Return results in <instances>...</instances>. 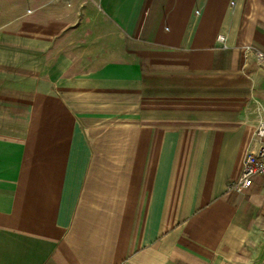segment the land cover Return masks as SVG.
<instances>
[{"label": "crops", "instance_id": "crops-1", "mask_svg": "<svg viewBox=\"0 0 264 264\" xmlns=\"http://www.w3.org/2000/svg\"><path fill=\"white\" fill-rule=\"evenodd\" d=\"M4 12L0 264H264V177L228 191L264 115V0Z\"/></svg>", "mask_w": 264, "mask_h": 264}, {"label": "built area", "instance_id": "built-area-1", "mask_svg": "<svg viewBox=\"0 0 264 264\" xmlns=\"http://www.w3.org/2000/svg\"><path fill=\"white\" fill-rule=\"evenodd\" d=\"M217 40L224 43L223 35L217 36ZM245 54L251 55L256 65L264 70V53L253 46L243 48ZM251 140L253 149L248 151L242 161L239 177L228 186L229 192L242 193L249 189L253 180L258 177H264V115L259 119L255 126Z\"/></svg>", "mask_w": 264, "mask_h": 264}, {"label": "rangeland", "instance_id": "rangeland-1", "mask_svg": "<svg viewBox=\"0 0 264 264\" xmlns=\"http://www.w3.org/2000/svg\"><path fill=\"white\" fill-rule=\"evenodd\" d=\"M8 0H0V10H2V12H0V15H5V4H6V2H7ZM10 17H13V14L11 15V14H9L8 15V18H10Z\"/></svg>", "mask_w": 264, "mask_h": 264}]
</instances>
